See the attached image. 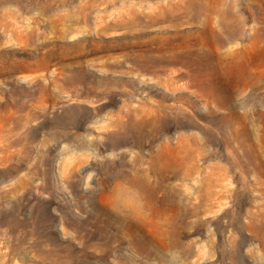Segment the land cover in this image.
<instances>
[{
  "label": "rangeland",
  "instance_id": "374dc122",
  "mask_svg": "<svg viewBox=\"0 0 264 264\" xmlns=\"http://www.w3.org/2000/svg\"><path fill=\"white\" fill-rule=\"evenodd\" d=\"M52 4L0 3V264H264V0Z\"/></svg>",
  "mask_w": 264,
  "mask_h": 264
},
{
  "label": "bare ground",
  "instance_id": "6f19581e",
  "mask_svg": "<svg viewBox=\"0 0 264 264\" xmlns=\"http://www.w3.org/2000/svg\"><path fill=\"white\" fill-rule=\"evenodd\" d=\"M20 1H21V0H0V3H2V4H3V3H6V2L20 3ZM36 1L38 2V1H40V0H36ZM53 1H54V0H45V2H46L48 5H50V6L53 5V4H52ZM65 21H66V18L63 17V18H62V22L65 23ZM54 26L57 27V24L55 23ZM191 79L194 80V74L191 75Z\"/></svg>",
  "mask_w": 264,
  "mask_h": 264
}]
</instances>
